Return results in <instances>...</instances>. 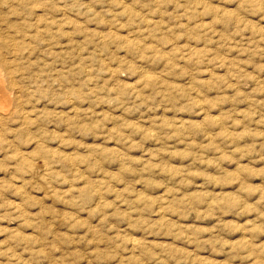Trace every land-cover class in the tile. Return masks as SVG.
<instances>
[{"label": "rangeland", "instance_id": "obj_1", "mask_svg": "<svg viewBox=\"0 0 264 264\" xmlns=\"http://www.w3.org/2000/svg\"><path fill=\"white\" fill-rule=\"evenodd\" d=\"M21 1L0 264H264V0Z\"/></svg>", "mask_w": 264, "mask_h": 264}, {"label": "bare ground", "instance_id": "obj_2", "mask_svg": "<svg viewBox=\"0 0 264 264\" xmlns=\"http://www.w3.org/2000/svg\"><path fill=\"white\" fill-rule=\"evenodd\" d=\"M23 1V0H22ZM21 1V2H22ZM27 1V0H26ZM59 2V1H58ZM60 2H62V1H60ZM74 2V1H73ZM37 3H38V1H37ZM42 3H44V2H42ZM72 6V5H71ZM40 7V6H39ZM38 7V8H39ZM75 7V6H74ZM37 8V9H38ZM43 8V7H42ZM45 8V7H44ZM13 9V8H12ZM53 10H54V8H53ZM62 10V9H61ZM42 11V10H41ZM3 13V12H2ZM63 13V12H62ZM11 16V15H10ZM4 17V16H3ZM23 19V18H22ZM21 20V19H20ZM44 20V19H43ZM9 27V26H8ZM75 28H76V26H75ZM72 29H73V27H72ZM2 33V32H1ZM10 33V32H9ZM79 33V32H78ZM44 34V33H43ZM7 35H5V37H6ZM9 36V35H8ZM7 36V37H8ZM16 36V35H15ZM22 36V35H21ZM20 36V37H21ZM64 36V35H63ZM3 37V36H2ZM19 37V38H20ZM23 37V36H22ZM2 39V38H1ZM12 39V38H11ZM58 39V38H57ZM67 39H68V37H67ZM13 40V39H12ZM15 41V40H14ZM12 44V43H11ZM46 44V43H45ZM58 44V43H57ZM9 45V44H8ZM38 45V44H37ZM75 45V44H74ZM45 46V45H44ZM12 47V46H11ZM17 47V46H16ZM73 47V46H72ZM52 48V47H51ZM2 49V48H1ZM31 49V48H30ZM54 50V49H53ZM3 51V50H2ZM16 55H17V53H16ZM74 55V54H73ZM7 56V55H6ZM72 56V55H71ZM20 57V56H19ZM22 57V56H21ZM28 58V57H27ZM54 58H55V56H54ZM17 60V59H16ZM26 61V60H25ZM15 61H13V63H14ZM24 62V61H23ZM31 62V61H30ZM44 62V61H43ZM61 62V61H60ZM12 63V64H13ZM22 63V62H21ZM31 64V63H30ZM29 65V64H28ZM59 66V65H58ZM27 67V66H26ZM29 67V66H28ZM10 68V67H9ZM47 68V67H46ZM9 70V69H8ZM32 70V69H31ZM59 70V69H58ZM63 70V69H62ZM24 71V70H23ZM22 71V72H23ZM27 71V70H26ZM44 72V71H43ZM136 72V71H135ZM33 73V72H32ZM61 73V72H60ZM14 74V73H13ZM17 74H19V73H17ZM60 76V75H59ZM11 78V77H10ZM25 79V78H24ZM27 79V78H26ZM25 79V80H26ZM40 79V78H39ZM56 79V78H55ZM16 80V79H15ZM31 80V79H30ZM65 80V79H64ZM21 81V80H20ZM9 82V81H8ZM44 82V81H43ZM58 82V81H57ZM39 83V82H38ZM5 84V83H4ZM4 84H3V80H2V78H1V76H0V113H6V111H7V109H8V107L10 106V97H9V95L7 94V92H6V90H5V88H4ZM10 84V83H9ZM27 86V85H26ZM60 86V85H59ZM47 87V86H46ZM64 87V86H63ZM32 88V87H31ZM32 91V90H31ZM46 94V93H45ZM53 94V93H52ZM69 94V93H68ZM30 95V94H29ZM66 95V94H65ZM70 95V94H69ZM33 96V95H32ZM31 96V97H32ZM36 97V96H35ZM38 97V96H37ZM42 97V96H41ZM60 97V96H59ZM65 97V96H64ZM43 98V97H42ZM62 98H63V96H62ZM21 99V98H20ZM24 99V98H23ZM31 99V98H30ZM32 100V99H31ZM43 100V99H42ZM34 101V100H33ZM47 101V100H46ZM28 102V101H27ZM50 102V101H49ZM29 104V103H28ZM36 104V103H35ZM31 105H32V103H31ZM39 105V104H38ZM47 105V104H46ZM28 107V106H27ZM36 109V108H35ZM29 110V109H28ZM76 110V109H75ZM14 112V111H13ZM7 114V113H6ZM59 114V113H58ZM35 115V114H34ZM2 117H0V119H1ZM34 119V118H33ZM16 121H18V120H16ZM2 122V120H0V123ZM4 124V123H3ZM21 124V123H20ZM19 124V125H20ZM19 127V126H18ZM5 128V127H4ZM22 131V130H21ZM2 132V131H1ZM2 134V133H1ZM24 134H25V132H24ZM9 138V137H8ZM39 138V137H38ZM9 141V140H8ZM12 142V141H11ZM36 145V144H35ZM13 146V145H12ZM38 146V145H37ZM19 148V147H18ZM35 148V147H34ZM32 151V150H31ZM27 155V154H26ZM64 155V154H63ZM3 156V155H2ZM22 158H23V156H22ZM22 161V160H21ZM17 164V163H16ZM71 164V163H70ZM18 165V164H17ZM43 167V166H42ZM38 174V173H37Z\"/></svg>", "mask_w": 264, "mask_h": 264}]
</instances>
